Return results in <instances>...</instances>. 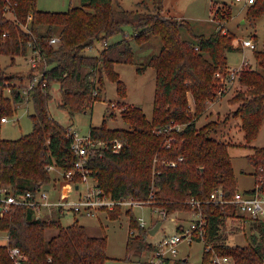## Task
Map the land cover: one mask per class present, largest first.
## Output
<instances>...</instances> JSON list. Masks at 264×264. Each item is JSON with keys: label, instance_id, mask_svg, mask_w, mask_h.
<instances>
[{"label": "trees", "instance_id": "1", "mask_svg": "<svg viewBox=\"0 0 264 264\" xmlns=\"http://www.w3.org/2000/svg\"><path fill=\"white\" fill-rule=\"evenodd\" d=\"M11 1L14 17L6 13L7 0H0V123L3 115L12 113L17 103L26 98L33 102L34 111L29 133L16 139L0 136V184L34 188L49 183L52 171L48 165L63 171L74 166L78 156L72 148L69 127L56 119L49 108L53 81L60 82L59 105L70 107L71 113L102 99L106 78L116 81L118 93L126 96V83L115 64L135 61L132 40L145 44L153 35H159L160 49L138 68L142 71L145 65H151L157 72L152 118L141 106L122 102V118L129 127H109L106 119L102 125L92 126L94 139L118 137L124 146L119 152L110 147H91L87 163L91 175L113 197L133 195L145 199L153 193V204L169 213L184 207L192 209L187 202L192 196L203 200L208 236L219 250L233 254L238 264H264V227L258 224L261 235L253 233L251 243H230L224 231L236 206L209 201L211 192L218 187H223L228 196L237 190L228 148L232 142L223 138V128L231 116L239 118L245 137L241 145L251 147L247 158L255 166L254 173L264 175V146L251 143L264 124V44L254 48L257 65L246 62L241 68L236 88L226 79L221 92V78L216 75L218 71L230 74L227 53L242 48L236 35L223 31V20L231 17L232 8L218 4V26L205 34L194 32L187 19L165 14L164 0H154V9L135 10L124 8L115 0H81L80 5L64 11L40 9L37 0ZM246 14L251 21L264 14V0L248 3ZM126 24L133 30L126 32ZM183 26L193 33L192 39L183 37ZM118 32L123 36L110 42L109 38ZM53 35L60 36L57 44L50 43ZM101 41L98 53L87 51ZM30 48L41 52L30 80L38 73L42 76L26 95L15 80L17 75L9 73L2 64L1 55L9 54L14 62L16 55H26ZM229 91V100L236 106L224 117L198 124L202 115L208 113L210 103ZM114 103L109 102L108 106H115ZM172 123L182 127L158 132L160 127ZM170 138L171 144L166 146ZM173 160L176 165L171 164ZM116 208L110 212L122 211ZM127 210L131 228L138 219L132 208ZM57 222L58 219H44L31 207L18 206L0 216V230L9 232L10 245L23 249L27 264H106V235L91 234L77 214L68 224ZM47 226H56L57 232L48 237ZM137 227L138 231L131 229L127 238L129 257L153 246L148 240L149 227L139 223ZM0 264H12L7 245L2 243ZM172 264L190 262L181 257Z\"/></svg>", "mask_w": 264, "mask_h": 264}, {"label": "rangeland", "instance_id": "2", "mask_svg": "<svg viewBox=\"0 0 264 264\" xmlns=\"http://www.w3.org/2000/svg\"><path fill=\"white\" fill-rule=\"evenodd\" d=\"M127 9H154V0H115ZM81 0H37V6L44 10L64 11L72 5H80ZM223 3L232 8V15L223 20L224 32L236 35L240 39L242 48L229 50L228 63L230 67H242L246 62L250 65H257V59L254 53V47L244 46L243 39L249 38L256 43V48L262 47L264 44V14L258 16L251 21L246 17L248 3L246 0H164L163 12L167 15L185 18L193 27L196 33L210 34L218 26L216 17L217 5ZM12 5V3H10ZM11 8V7H10ZM10 8L6 11L7 15L14 17L13 10ZM25 28H29L28 24H24ZM126 32L133 30L129 24L125 25ZM31 31V30H30ZM183 37L192 39L193 33L187 27L181 28ZM123 36L122 32H118L109 38V41L118 40ZM103 42H97L96 46L88 48L90 53H98ZM135 50L134 62H117L115 64L116 70L119 72L121 79H123L127 86L126 96L118 93L116 81L106 78L102 99H97L93 105H88L86 109L76 110L71 113L70 107H61L59 100L62 98V91L60 82L53 81L50 91L51 99L49 101V108L52 115L58 119L62 124L68 126L71 130L77 131L80 135L89 134L92 126H100L106 119V124L109 127H129V123L122 118L120 106L122 102L129 105L141 106L146 115L152 118L154 110V98L156 90V76L155 67L145 65L142 71L138 68L142 63H146L150 56L157 52L161 46V38L159 35H153L151 39L145 44H139L132 40ZM33 54L30 48L28 54L16 55L13 62L9 54L3 53L1 55L2 64L7 67V71L11 74H16V81L20 82L21 86L28 84L30 75L32 74V67H34L30 57ZM40 60V59H39ZM37 61V64L39 62ZM23 76V79H22ZM239 85L235 81V88ZM234 92V91H233ZM6 93H10V89H6ZM232 91L227 92L223 96H219L217 100L210 103L208 113L202 115L198 120V124H203L208 119L216 117H224L228 111L233 109L236 104L230 102L229 98ZM116 102L115 106H108ZM34 111V105L31 100L27 98L17 103V108L9 113L7 116L9 120L0 123V136L8 139H16L20 136L29 133L33 127V118L31 113ZM113 111L116 114H112ZM239 118L230 117L228 123L224 126L223 138L232 142L229 145V152L232 157L235 175L236 186L240 190L252 187L254 182H257L259 176L254 173L255 166L248 160L247 154L251 151L250 146L241 145L245 143L243 131L238 125ZM253 145L264 146V124L260 128L258 135L251 142ZM51 178L47 181L48 187L53 183L52 181H60L58 190L55 191L56 196L62 190V185H66L63 177V170L61 167H55L51 170ZM52 183V184H51ZM84 185H82V189ZM80 192L74 193L75 196ZM117 209V208H116ZM116 209L112 210L115 211ZM117 211V210H116ZM133 211L137 218L144 217L149 229L162 221L160 228L155 234L149 233L148 239L157 241L165 236V234L173 233L177 230V225L180 221L189 224L190 218L194 213L190 212L188 208L174 210L170 215L164 216L158 208L152 207L149 204L135 205ZM75 214L79 217L80 222L88 227L91 234L106 235L107 236V254L108 258L106 264H167L165 262H150L152 255L151 248L144 249L140 254L132 253L130 257L127 254L126 243L131 229L138 231L137 220H132L134 226L130 228L131 219L130 213L124 208L120 213H111L110 210L101 209L96 215H87L84 213H75L73 209H65L60 212L58 208L53 210L45 209L42 211L44 219H58L57 224H68L75 219ZM174 216H186L187 219H174ZM230 221V219H229ZM228 221V222H229ZM228 229H231L229 226ZM236 231L230 234L229 242L238 244H248L251 241L249 224L242 225L240 221H236ZM46 235L50 237L57 232L56 226H47L45 228ZM2 235L6 234L5 229H1ZM6 243L4 238L0 239ZM203 253V242L201 240H194L192 243H182L179 246V253L177 256H187L191 264H201Z\"/></svg>", "mask_w": 264, "mask_h": 264}, {"label": "built area", "instance_id": "3", "mask_svg": "<svg viewBox=\"0 0 264 264\" xmlns=\"http://www.w3.org/2000/svg\"><path fill=\"white\" fill-rule=\"evenodd\" d=\"M247 3H251L254 0H246ZM11 0H7L5 9L12 10ZM28 18H32V13H29ZM60 40L59 35H53L50 38L51 44H57ZM244 46L256 47V43L252 42L249 38L243 39ZM41 58L40 49L37 48L33 51L30 59L33 65H37V61ZM242 65L239 67H230V74L226 76L223 72L218 71L217 76L221 78L222 89L225 90L223 83L227 80L235 85V81H238V76ZM42 73L36 74L28 84L22 87L24 94L28 95L30 90L40 80ZM115 104V103H113ZM9 120L7 115L1 117V122ZM181 128L180 124H168L158 129L159 133L168 132L172 127ZM69 133L73 138L72 148L77 154V159L74 166L68 170L63 171V177L65 178L66 185H62V190L58 196H52V192L46 184H42L38 187L32 188H15L10 185L0 184V216L4 215L13 207L27 206L34 209L35 213L42 215V211L45 209L53 210L58 208L60 212H64L65 209H73L75 213H84L87 215H96L101 209H115L116 207L129 209L135 205L149 204L152 207L158 208L162 215L168 216L171 213L160 205L153 204V193L148 198H137L133 195L113 197L107 193L104 189L99 187L94 178L91 175V169L87 165L88 153L91 147H110L114 151L119 152L124 146V142L118 137L110 140L105 139H94L90 134L80 135L77 131H73L69 128ZM172 138L168 139L165 143L166 146H170ZM183 156H180L182 159ZM172 165H176L177 161L173 160ZM56 165H48V169L52 170ZM58 167V166H57ZM263 169V167H262ZM257 182H254L252 187L244 190H237L228 196L223 187H218L211 192L209 201L219 202L223 204H233L236 206V213L229 216V219L225 226V231L229 236L236 231V221H240L242 225L246 223L250 226V234L253 236L257 234L261 235V229L258 226L264 227V175L259 174ZM79 179L77 181V179ZM82 185L84 188L82 189ZM77 196L74 195L77 191ZM188 204L191 205L192 209L189 211L194 213V216L190 218L189 224H185L180 221L177 225V230L170 234H165L164 237L157 241H151L152 248L150 249L152 255L150 262L155 263L158 261L172 264L175 259L181 258L177 256L179 253L180 244L192 243L194 240H201L203 242V253L201 264H238L236 257L233 254L224 253L217 247L215 241L209 239L208 236V218L204 213L203 203L204 201L192 196L188 199ZM43 216V215H42ZM174 219L181 218L182 220L187 219L186 216H174ZM138 223L140 226L149 227L144 217H139ZM231 229H228V227ZM150 230H148V234ZM7 240L6 243L0 240V243L7 245L8 253L12 259V264H27L26 253L18 245L9 244V232L6 230V234L0 233V239L4 238ZM253 237H251V243ZM236 244V243H235ZM149 251V250H148ZM187 258V256H184ZM189 261V260H188ZM191 264V263H190Z\"/></svg>", "mask_w": 264, "mask_h": 264}, {"label": "crops", "instance_id": "4", "mask_svg": "<svg viewBox=\"0 0 264 264\" xmlns=\"http://www.w3.org/2000/svg\"><path fill=\"white\" fill-rule=\"evenodd\" d=\"M246 2H247V1H246ZM89 134H90V133H89ZM55 167H57V166H55ZM55 167H54V168H55ZM52 183H53V184H52ZM52 183H51L52 185H51L50 187L47 186V184H48V183H47V184H46V187H48V188L50 189V191L52 192V193H51L52 196H56L55 191L58 190V185H59L60 181H58V180H57V181H54V180H53ZM132 212L134 213L133 209H132ZM134 215H135V213H134ZM87 228H88V227H87ZM150 229H151V228H150Z\"/></svg>", "mask_w": 264, "mask_h": 264}, {"label": "water", "instance_id": "5", "mask_svg": "<svg viewBox=\"0 0 264 264\" xmlns=\"http://www.w3.org/2000/svg\"><path fill=\"white\" fill-rule=\"evenodd\" d=\"M162 224V221H158L157 224H155L153 227H151L150 232L155 234L157 232V230L160 228ZM184 259H187L186 257H184Z\"/></svg>", "mask_w": 264, "mask_h": 264}]
</instances>
